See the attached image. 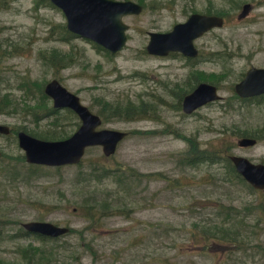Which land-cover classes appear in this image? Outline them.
I'll return each instance as SVG.
<instances>
[{
  "label": "rangeland",
  "instance_id": "374dc122",
  "mask_svg": "<svg viewBox=\"0 0 264 264\" xmlns=\"http://www.w3.org/2000/svg\"><path fill=\"white\" fill-rule=\"evenodd\" d=\"M116 1L142 11L122 18L126 43L112 55L67 32L48 0H0V96L16 111L0 115L10 130L0 135V264H264V192L225 161L264 164V102L232 97L249 66L264 67V0ZM243 4L251 8L238 20ZM192 13L224 19L194 41L196 59L146 54L147 33L168 32ZM53 52L68 57L58 56L65 65L49 61ZM51 80L100 117L98 129L127 133L111 157L91 147L58 170L24 162L17 132L69 137L80 124L67 109L34 122L37 88ZM200 81L222 100L185 115L181 99ZM127 102L144 109L142 119L109 107ZM249 136L255 146H236ZM193 154L215 161L190 165ZM88 207L92 219L83 216ZM31 221L70 230L20 237Z\"/></svg>",
  "mask_w": 264,
  "mask_h": 264
},
{
  "label": "water",
  "instance_id": "95a60500",
  "mask_svg": "<svg viewBox=\"0 0 264 264\" xmlns=\"http://www.w3.org/2000/svg\"><path fill=\"white\" fill-rule=\"evenodd\" d=\"M65 18L66 30L80 38L89 40L110 54L120 52L126 43L125 32L128 26L122 17L138 15L141 5L131 1L116 0H49ZM250 5L241 7L237 19H243ZM223 24L220 17L193 14L183 22L175 24L166 33H148L145 52L152 56H166L180 53L185 57H196L193 41L212 28ZM233 91L239 98H248L264 94V70L250 69L237 83ZM44 94L52 101L54 109H69L80 121L78 128L66 139L46 141L17 132V146L23 152L24 162L29 165L57 168L74 166L80 163L86 148L100 147L104 157L112 156L118 143L126 137L125 132L100 129V118L83 106L78 97L64 89L56 80H51L43 88ZM220 96L214 86L198 84L192 92L184 96L181 111L188 115L199 107L218 101ZM9 128L0 125V135H8ZM255 140L239 139L240 148L251 147ZM235 172L252 189L264 192V165L253 164L246 158L230 156ZM24 231L45 237H58L68 233L66 227L48 222L31 221L21 225Z\"/></svg>",
  "mask_w": 264,
  "mask_h": 264
},
{
  "label": "trees",
  "instance_id": "16d2710c",
  "mask_svg": "<svg viewBox=\"0 0 264 264\" xmlns=\"http://www.w3.org/2000/svg\"><path fill=\"white\" fill-rule=\"evenodd\" d=\"M101 49V48H100ZM58 56L62 59V60H66V58H68L66 55H63V54H60V53H50L49 54V58H50V62L55 63V61H58L57 62V65L58 64H61V65H65L63 62H61V59L58 58ZM68 60V59H67ZM42 86H39L37 88V90L39 91V94H40V98L41 101L43 100V102L40 104L39 102H37L36 104H34V106H32V109L31 110V116L34 117V122H39V121H42L43 119H47V118H50L52 117L54 114H55V110L52 109V108H49V107H46V101L48 102V98L43 94V91H42ZM109 105V104H108ZM106 106V104H105ZM11 105H10V102H9V99H8V96H0V115L1 114H6V115H11V114H15L16 111H15V108H11ZM110 108H112L115 113H118V114H122L124 113L125 114V118L127 120H135V119H142V114H140L141 112H144V109L142 107H138L130 102H127L124 106H116V108H113L109 105ZM56 121H54V124H55ZM13 132V130H12ZM57 132H54L52 135L50 136H43L42 134L41 135H35V134H31L30 136L32 137H35V138H38V139H41V140H61V139H64V138H67L65 137V135L63 134H56ZM192 154V153H191ZM187 161H188V164H198V163H202V162H209V163H212L213 161H215V159L213 160L212 157H206L202 154L200 155H197V154H193V155H190L188 156L187 158H185ZM185 160V161H186ZM225 161L227 163L231 165V163L229 162L228 160V157L226 156L225 157ZM31 166V165H30ZM32 167H40V166H32ZM56 170L60 169V168H54ZM233 170V168H232ZM233 172L235 173V171L233 170ZM235 175L241 179L236 173ZM242 180V179H241ZM87 212H85L83 214V216L87 219H92L93 215L92 212H93V209L91 207H88V210H86ZM25 232L22 231L21 234H20V237H23L25 236Z\"/></svg>",
  "mask_w": 264,
  "mask_h": 264
},
{
  "label": "flooded vegetation",
  "instance_id": "af4514ba",
  "mask_svg": "<svg viewBox=\"0 0 264 264\" xmlns=\"http://www.w3.org/2000/svg\"><path fill=\"white\" fill-rule=\"evenodd\" d=\"M193 14H199V13H192L191 15H193ZM191 15H189V16H191ZM199 15H208V16H216V17H220V18H222V20H223V24H224V19H223V17H221V16H219V15H215V14H199ZM189 16H188V18H189ZM187 18V19H188ZM186 19V20H187ZM185 20V21H186ZM242 20V19H241ZM184 21V22H185ZM183 23V22H182ZM178 24V23H177ZM222 24V25H223ZM174 26V25H173ZM222 27V26H221ZM220 28V27H219ZM212 29H215V28H212ZM211 29V30H212ZM208 31H210V30H208ZM207 31V32H208ZM207 32H205V33H207ZM205 33H203L202 35H204ZM147 35H148V33H147ZM201 35V36H202ZM200 36V37H201ZM200 37H198V38H200ZM198 38H196V39H198ZM195 39V40H196ZM194 40V41H195ZM194 41H193V43H194ZM193 46H194V44H193ZM195 48V47H194ZM196 49V48H195ZM196 51H197V49H196ZM147 54V53H146ZM170 54H180V53H169L168 55H170ZM168 55H166V56H168ZM181 55V54H180ZM150 56H152V55H150ZM166 56H163V57H166ZM182 57H184V58H187V59H189V60H193V59H196L197 58V56H198V51H197V55H196V57H193V58H191V57H185V56H183V55H181ZM154 57H160V56H154ZM250 69H258V70H264V67H256V66H249L241 75H240V77H239V80L233 85V87H232V93L234 94V96H232L234 99H236L237 101H240V102H247V103H252V104H254V103H261V102H264V94H260V95H257V96H253V97H248V98H239L237 95H235V93H234V91H233V88H234V86L237 84V83H239L242 79H243V77L245 76V74H246V72L248 71V70H250ZM208 81H200V82H198V84H200V83H206V84H209V83H207ZM197 84V85H198ZM196 85V86H197ZM210 85H212V84H210ZM195 86V87H196ZM212 86H214V85H212ZM194 87V88H195ZM215 88H216V86H214ZM193 88V89H194ZM192 89V90H193ZM192 90L190 91V92H192ZM216 90H217V92H218V89L216 88ZM189 92V93H190ZM188 93V94H189ZM187 95V94H186ZM186 95H184V96H186ZM184 96H183V98H184ZM220 96V95H219ZM182 98V99H183ZM182 99H181V102H182ZM222 100V97L220 96V99L218 100V101H215V102H219V101H221ZM215 102H211V103H207V104H205V105H203V106H201V107H199L198 109H201V108H203V107H206V106H208L209 104H212V103H215ZM180 105H181V103H180ZM198 109H196L195 111H197ZM194 111V112H195ZM194 112H192V113H194ZM191 113V114H192ZM184 114V113H183ZM191 114H188V115H191ZM186 115V114H185ZM242 138H249V139H253V140H255V144L253 145V146H255L256 145V142H258L256 139H254L253 137H251V136H249V137H240L239 139H242ZM238 139V140H239ZM237 140V141H238ZM237 141H236V143H237ZM237 146V145H236ZM253 146H251V147H253ZM238 147V146H237ZM238 148H240V147H238ZM245 148H250V147H245ZM230 156H232V155H230ZM230 156H227L228 158L230 157ZM240 157V156H239ZM244 158V157H243ZM248 160V159H247ZM249 161V160H248ZM252 163V162H251ZM253 164H255V163H253ZM260 164V163H259ZM262 165H264V164H262ZM70 230V229H69ZM26 233V232H25ZM68 233H69V231H68ZM67 234V233H66ZM65 234V235H66ZM34 236V237H37V238H39V239H57V238H59V237H62V236H65V235H61V236H58V237H54V238H50V237H45V236H41V235H38V234H31V233H26L25 234V236Z\"/></svg>",
  "mask_w": 264,
  "mask_h": 264
}]
</instances>
